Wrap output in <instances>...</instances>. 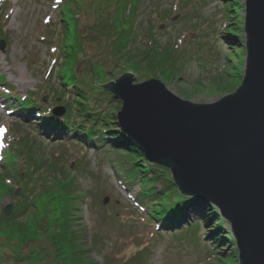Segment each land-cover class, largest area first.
Returning <instances> with one entry per match:
<instances>
[{
  "label": "rangeland",
  "instance_id": "obj_1",
  "mask_svg": "<svg viewBox=\"0 0 264 264\" xmlns=\"http://www.w3.org/2000/svg\"><path fill=\"white\" fill-rule=\"evenodd\" d=\"M80 1L78 7L72 8L76 13L73 12V38L81 44L76 70L79 80L92 77L95 84L108 83L122 76L123 71L133 69L129 65L130 57L129 62L125 59L130 53L160 50L168 70L165 72L164 65L158 63L153 68L143 64L136 73L128 70L135 76L133 84L156 79L178 98L199 104L215 102L235 91L230 85L231 91L224 94L218 88L222 85L214 86L213 81L218 80L220 73L226 75L232 71L234 63L237 68L245 69L244 30L239 34V43L235 41L237 54L230 48L234 41L226 34L233 32L232 28L225 31L226 24L233 23L235 18V13L229 11L231 8L239 10V17L244 19V9H240L245 6V0H239V8L231 0ZM66 3L68 0H0V127L6 129L0 138V156L19 141L28 147V152L19 151V156L13 158L16 169L8 177L13 189L0 196V217L9 204L12 205L9 217L17 216L16 202L24 209L25 200L20 195L23 189L35 191L47 179L55 185L52 192H56L58 183L65 178L72 187L76 184L77 194L74 200L66 202L63 218L78 225L83 247L88 249L85 258L92 264H232L227 254L232 249L238 259L235 243L208 235L215 229L213 224L203 221L199 211L188 219L184 217L185 221L198 222L196 228L156 230L157 222L147 221L149 201L143 199L145 203H140V182L125 179L122 159L111 147L96 146L99 143L96 137L93 145L80 141L76 135L46 134L35 123L37 120L18 119L9 111L8 108L16 105L11 97L24 98L34 93L39 103L47 97L42 102L45 108L73 105L76 114L73 88L64 89L57 77L66 44L62 21V7ZM230 16L234 18L230 20ZM113 18L118 21L120 36L112 26ZM89 66L91 70L94 66L90 76ZM95 84L87 86L90 96L98 98L91 100L92 106H98L103 113L116 106L120 108L117 98L108 103L110 96ZM62 89L63 99H60ZM45 108L41 105L37 111ZM37 111L34 116L38 118ZM3 165L0 159V172L6 171ZM163 184L159 181L153 186L161 190ZM18 188L20 194L15 195L14 189ZM105 197L108 202L104 204ZM50 206L44 205L45 214L54 219ZM225 224L224 231L229 232L230 226L226 221ZM46 236L49 234L36 235L33 242L23 238L17 241V249L12 243L13 250H6L5 264H62L56 260L58 247L50 244Z\"/></svg>",
  "mask_w": 264,
  "mask_h": 264
},
{
  "label": "water",
  "instance_id": "obj_2",
  "mask_svg": "<svg viewBox=\"0 0 264 264\" xmlns=\"http://www.w3.org/2000/svg\"><path fill=\"white\" fill-rule=\"evenodd\" d=\"M244 12V74L215 102L180 99L152 78L133 84L129 71L95 85L120 101L119 131L144 158L169 169L181 195L217 208L230 226L237 264H264V0H245ZM65 112L53 109L57 117ZM3 212L9 217L12 205Z\"/></svg>",
  "mask_w": 264,
  "mask_h": 264
},
{
  "label": "trees",
  "instance_id": "obj_3",
  "mask_svg": "<svg viewBox=\"0 0 264 264\" xmlns=\"http://www.w3.org/2000/svg\"><path fill=\"white\" fill-rule=\"evenodd\" d=\"M231 1L232 5H237L238 8L241 6L239 0ZM78 3H81V1L68 0L66 6L62 7V11L64 13L62 21L65 24L63 30V40H65L66 44L64 45V48H62L64 59L57 74V77L61 80V85L64 89L67 87L73 88L72 91L75 95L74 100L76 106L74 107L76 109V114H73V105H66L67 114L64 119L54 117L47 112V110H44V113H39L40 117L36 118L34 116V112L42 104L38 102L39 100H37L34 93H29L24 99H21L18 96L12 97V99L16 101V105L11 108L12 113L18 119L27 118L31 121L33 119L37 120L35 123H39L38 125L42 126L44 133L46 134H52L54 136L62 133L67 134L68 136L76 135L75 137H78L80 141H84L88 144H93L96 137V139H99L98 142L100 143L99 144L95 141L96 146H101L102 148L104 147L102 146L104 144L111 147L122 159L121 165L124 169L125 179L129 182H140L142 187L140 192V198H142V200H140V203H145L143 199L149 201V204H146V216L148 222L150 220L157 222L158 227L166 231H171L172 229H176L178 227L190 226V228H196L198 222L185 221L184 217L186 215V218L188 219L191 215H194L199 211V213L201 212L203 215V221L208 222L211 225L213 224L212 227L215 229L213 231H209L210 233L208 235L213 234L214 239L225 243L227 240H230L233 241L232 244H234L235 242L231 231H224L226 224L224 219L218 214L216 207L205 201L181 195L174 183L170 170L149 163L144 158L138 146L118 131L115 112L119 106L109 109L105 111L106 113H103L104 111L98 106L91 105V100H98V98L96 99L95 97L90 96L87 86L90 83L94 85L96 81L94 79L93 81H90L92 77L88 80H79L78 72L76 71L79 66L77 57L81 50V44L79 43V40L75 39V37L73 38L75 32L73 23L75 22L74 16L76 13L72 8L78 7ZM241 7L240 11L244 9V6ZM229 11H233L235 13V18L230 16V20L234 18L232 20L233 23H227L225 31L228 27L232 28L233 32L226 34H230V40L234 41V44L232 43L233 46H230V48L237 54L238 49L235 41L239 43V34L241 33V30L244 29V19L239 17V10L236 11L235 8H231ZM73 12L75 14H73ZM118 25L117 19L113 18L112 26L117 29ZM116 31L118 32V36H120L119 29ZM133 53L134 52L125 57L128 62L130 57L129 65L130 67H133V69H127L123 71L124 73L128 72V70L136 73L137 69H139V67L143 64H148L151 68H153L154 66H157V63L164 65L165 72L168 70V66L165 63L160 50L159 52L156 50L154 53L149 51L144 53ZM93 69L91 70L89 66L87 71L89 76L92 75ZM225 74L226 75L220 73L217 75L218 80L213 81L214 86L216 84L219 86L222 85L218 88L219 91H222L224 94L231 91L228 88H231L230 85H232L233 90H235V88L241 83L244 71L237 68L236 63H234L232 71L226 72ZM64 89L59 91L60 94L58 96L60 99H63L62 95ZM54 91L55 90H53V93ZM104 93L110 96L109 101H107L108 103L111 102V99H116L111 93L107 91ZM117 102L118 104H121L120 101ZM99 122L103 124L99 126ZM21 142L19 141L16 145H13L12 150H3L2 152V163L4 162L3 167H5L8 172H0V196L7 194L9 190L12 191L13 189V186L8 183V177L11 172H14L16 169L13 158H17L19 156V151L28 152V147L25 148L24 145H22L23 142ZM28 155L30 156L31 154L28 153ZM51 168L53 169L54 167H50V169ZM18 176L20 179V174H18ZM66 179H68V177ZM64 180L65 178L58 183L59 190L57 191L56 189V192H52L51 188L55 185L47 179L44 181L45 185L41 186L39 189H35V191L27 188L26 190L23 189L20 195L21 198L25 200L27 207L25 206L24 209H22L20 202H16V217L7 218L4 215L0 217V264H5L4 259H6L8 255L6 250H13V246L16 249L19 248V242H21L23 238L25 239L28 237L30 238L29 242H33L36 235H45L47 233L49 234V237L46 236L45 239L47 241L50 240V244L58 247L56 254V256H58V259H56L57 261L62 264H92L87 260V258H85V254L88 252V249L83 247L84 243L82 235L79 233L80 231L78 229V225L70 223L69 219L63 218L66 202L74 200L77 194L76 184L73 182L74 186L72 187L71 184H69L71 183L70 180ZM159 181L164 183L161 190H157L153 186ZM44 205H47V207L51 205L50 209L54 212V219H50L49 216L45 214V208L47 207H44ZM195 206H199L200 209L197 210V207ZM72 209L73 208H69V210L73 211ZM19 217H21V219L16 220V218ZM44 221L47 226H44ZM49 223H51L50 225L53 227H51ZM1 224H3V226ZM183 224L184 226H182ZM2 228L6 230L4 231ZM7 229L12 231L8 232ZM1 240L4 242H1ZM12 243H15V245L12 246ZM230 251L231 252L227 255L231 258L232 264H237L234 250L231 249Z\"/></svg>",
  "mask_w": 264,
  "mask_h": 264
},
{
  "label": "snow or ice",
  "instance_id": "obj_4",
  "mask_svg": "<svg viewBox=\"0 0 264 264\" xmlns=\"http://www.w3.org/2000/svg\"><path fill=\"white\" fill-rule=\"evenodd\" d=\"M55 51V49H53ZM6 133V129L4 127H0V138H2Z\"/></svg>",
  "mask_w": 264,
  "mask_h": 264
}]
</instances>
